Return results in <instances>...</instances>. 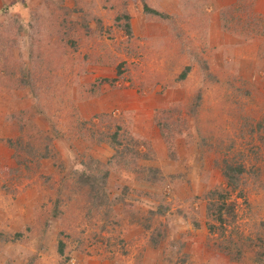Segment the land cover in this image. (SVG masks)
Masks as SVG:
<instances>
[{
	"label": "rangeland",
	"instance_id": "rangeland-1",
	"mask_svg": "<svg viewBox=\"0 0 264 264\" xmlns=\"http://www.w3.org/2000/svg\"><path fill=\"white\" fill-rule=\"evenodd\" d=\"M0 264H264V0H0Z\"/></svg>",
	"mask_w": 264,
	"mask_h": 264
},
{
	"label": "trees",
	"instance_id": "trees-1",
	"mask_svg": "<svg viewBox=\"0 0 264 264\" xmlns=\"http://www.w3.org/2000/svg\"><path fill=\"white\" fill-rule=\"evenodd\" d=\"M143 11L144 13H147V14H153V15H156V16H161L163 17L164 15L163 14H160L159 12H157L156 10L148 7V5L146 3L143 4ZM125 32L127 35H130V28L127 24L126 26V29H125ZM186 71L184 73H182L181 77L184 78L186 76ZM226 170H229V169H226ZM237 170H240V168H237ZM225 177L229 178V173L228 172H225ZM93 183V182H92ZM97 191V190H96ZM212 198H219V199H223L222 201L225 202L226 200V196H224L223 194H221V192H217V193H212ZM224 206L223 204H220L219 207H217V210L219 212H221V210L223 209ZM60 247L62 248V243L60 244Z\"/></svg>",
	"mask_w": 264,
	"mask_h": 264
}]
</instances>
